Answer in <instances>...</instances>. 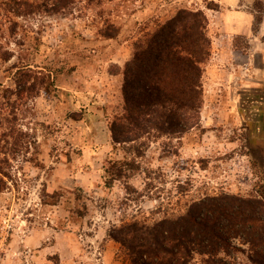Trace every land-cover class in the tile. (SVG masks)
I'll use <instances>...</instances> for the list:
<instances>
[{
	"label": "rangeland",
	"instance_id": "374dc122",
	"mask_svg": "<svg viewBox=\"0 0 264 264\" xmlns=\"http://www.w3.org/2000/svg\"><path fill=\"white\" fill-rule=\"evenodd\" d=\"M108 6L123 29L112 41L100 39L102 21L93 12L0 13V42L12 55L0 60V157L9 160L1 167L12 175L0 195V264H131L109 237L115 226L153 223L222 192L264 198V130L244 120L251 117L244 116L246 107L236 119L222 114V93L214 97L204 86L212 57L203 76L201 125L169 146L179 156L164 150L166 138L153 140L129 187L122 180L108 188L105 172L109 162L126 157L109 129L124 106L123 77L113 74L133 57L139 26L152 17L166 21L180 9L202 10L213 54L215 33L220 36L225 22L221 12L251 11L257 33L264 0H116ZM235 46L249 49L243 37ZM22 66L48 74L50 96L38 81L33 89V81L16 85ZM180 185L189 190L185 195L178 194ZM240 260L248 264L245 256Z\"/></svg>",
	"mask_w": 264,
	"mask_h": 264
},
{
	"label": "trees",
	"instance_id": "16d2710c",
	"mask_svg": "<svg viewBox=\"0 0 264 264\" xmlns=\"http://www.w3.org/2000/svg\"><path fill=\"white\" fill-rule=\"evenodd\" d=\"M115 2L45 0L40 4L31 0H0V13L24 18L42 12H93L95 19L102 21L100 39L112 41L123 30L114 19L117 14L109 17L114 16V10L108 5ZM208 26L204 11L188 8L178 10L166 21L152 17L139 26L133 40V57L124 67L117 65L113 74L123 77L124 106L109 129L114 146L123 147L126 157L109 162L105 171L108 188L122 180L129 187L128 181L143 171L138 159L149 149L147 142L166 138L170 142L164 150L176 157L177 150L169 151L173 140H180L200 127L203 76L212 57ZM11 56L0 42V60L9 62ZM16 68V85L20 88L29 81H33L29 89L37 81L45 85V91L52 87L48 74L38 76L29 66ZM50 92L46 93L50 96ZM2 141L0 136V149ZM7 164L9 160L0 157V195L12 180L11 173L1 167ZM188 191L180 185L178 194ZM109 237L126 251L131 264H243L241 256L248 264H264V198L222 192L193 201L179 213H165L153 223L125 222L113 227ZM54 264H61L60 260Z\"/></svg>",
	"mask_w": 264,
	"mask_h": 264
},
{
	"label": "crops",
	"instance_id": "0c3cea01",
	"mask_svg": "<svg viewBox=\"0 0 264 264\" xmlns=\"http://www.w3.org/2000/svg\"><path fill=\"white\" fill-rule=\"evenodd\" d=\"M220 16L225 17V22H219L221 25L223 23L220 36L215 33L213 56L205 73L204 86L214 97L217 92L222 93L220 100L222 114L236 119L237 115L241 116L240 106L246 107L248 111L243 114L251 117H244V120L256 123L257 128L262 131L264 130V22L259 31L254 33V15L251 11L234 14L223 11ZM235 18L237 22L233 20ZM238 37L247 39L249 49L239 51L236 48L235 39ZM247 122H244L246 126H248ZM262 154L264 155V150Z\"/></svg>",
	"mask_w": 264,
	"mask_h": 264
},
{
	"label": "built area",
	"instance_id": "2783aa9c",
	"mask_svg": "<svg viewBox=\"0 0 264 264\" xmlns=\"http://www.w3.org/2000/svg\"><path fill=\"white\" fill-rule=\"evenodd\" d=\"M6 223H8V222L6 221ZM5 226H6V227H5L6 229H8V230H12V227H13L12 225H8V226L5 225Z\"/></svg>",
	"mask_w": 264,
	"mask_h": 264
}]
</instances>
